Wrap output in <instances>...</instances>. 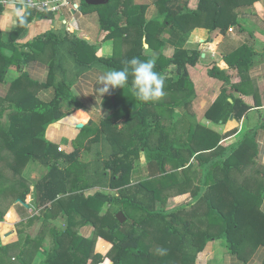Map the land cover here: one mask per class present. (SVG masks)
Here are the masks:
<instances>
[{"label":"trees","instance_id":"obj_1","mask_svg":"<svg viewBox=\"0 0 264 264\" xmlns=\"http://www.w3.org/2000/svg\"><path fill=\"white\" fill-rule=\"evenodd\" d=\"M193 1L159 0L161 10L167 12L163 26L171 27L181 36L172 57L146 55L142 41H137L135 50L128 55L107 57L98 53L96 45L76 34L54 31L19 43L14 37L33 17L32 10L20 18L19 28L12 31L8 40L0 30V82L7 81L10 68L20 71L19 76L8 81L7 94L0 98L2 104L10 103L6 122L0 126V156L6 148L14 155L10 165L12 175L7 176L11 185L0 188V197L9 195L26 202L32 190L22 175V168L29 160L36 159L48 172L35 184L31 207L41 209L43 218L54 211H64L67 218L66 229L57 235V243L44 264H91L89 254L94 239L79 234L77 229L72 230L73 226L89 220L96 223L99 234L113 245L111 254L104 258L106 264H195L198 254L212 240H223L233 253L247 262L256 248L264 244V212L261 210L264 166L257 161L256 141L258 129H264V113L259 112L254 129L225 146L223 139L237 133L239 128L221 133L192 119L186 120L180 131L185 119H175L172 110L167 108L172 105L185 108L196 94L189 66L202 63V52L198 48H185L192 28L201 26L210 32L225 33L231 26H239L244 31L237 8L254 0H198L195 9ZM109 5L110 2L90 5L82 0L81 8L107 11L100 15L99 25L111 34L129 31L136 22L128 18L120 22L122 18L112 17ZM2 8L0 5V11ZM125 20L127 25L123 28ZM140 22L146 28L147 43L159 50L164 45L163 40L155 37L159 23L147 22L143 15ZM250 34L254 35L251 31ZM138 47L140 50H136ZM62 50L80 67L79 72L95 66L109 71L122 69L133 57L151 60L154 70L165 79L163 91L169 100L159 101L156 109L154 101H140L129 75L126 86L115 89L113 96L107 98L111 112L101 124L91 120L81 128L73 152L60 150L47 139L48 126L55 122L70 123L68 116L83 107L74 94L73 81L65 75L57 77L65 62ZM48 51L49 78L39 82L24 68ZM261 58L264 59V47L256 49L247 40L224 55V62L217 61L208 67V76L219 80L221 89L206 109V119L223 125L229 121L238 123L253 109L264 106L261 91L250 90L253 79L249 72ZM50 87L54 95L50 99L41 98L39 91ZM123 119V127H118V121ZM92 135L94 137L85 144V138ZM155 136L157 139L153 142ZM107 140L113 150L110 159L104 162L101 177L109 176L105 170L108 169L109 186L117 192L98 190L85 195V190L92 185L82 176L86 164L80 160L81 152L83 148ZM142 149L148 167L158 173L133 182L132 173ZM168 164L171 169L167 168ZM20 186L24 190L19 191ZM188 192L190 198L178 202V196ZM104 204L113 208L111 214L99 213ZM120 211L127 217L124 223L117 218ZM5 213L0 211V222ZM106 223L111 226L109 229ZM152 227L156 229L157 239L150 234ZM10 228L3 224V233H8ZM63 233L71 237L69 246H65L68 240L63 241ZM10 238L11 235L6 236ZM1 248L6 250L8 246H3L0 240Z\"/></svg>","mask_w":264,"mask_h":264},{"label":"crops","instance_id":"obj_2","mask_svg":"<svg viewBox=\"0 0 264 264\" xmlns=\"http://www.w3.org/2000/svg\"><path fill=\"white\" fill-rule=\"evenodd\" d=\"M108 2H110L108 10L112 11V17L117 16L122 18L120 22H123V19L127 18L136 22L135 25L130 27L129 31H122L123 33L118 31V34H111L109 30L101 29L99 25L100 15L106 14L107 11L102 8H86L84 10L81 9L80 11L67 10L62 14L50 15L35 12L33 13L31 20H29L26 26L21 29L20 33H18L14 39L19 43H27L48 31H54L58 34H67L69 32L75 31L72 34H76L80 38L86 39L91 44L96 45L98 48V53L107 57L113 55L124 56L132 53L135 50L137 41L143 42L142 51L146 55H150L152 57H157L159 54H163L166 57L173 56L177 49V45L180 42L181 36L176 35L171 27L163 26L167 12L161 10L162 7L159 0H109ZM197 2L198 0L193 1L194 9L197 7ZM248 5L250 4H244L240 6V8H237L239 20L241 21L243 25L242 27L245 28L244 31L246 32H249L248 30H254V26L248 23L250 17L256 19V17H258L256 13L258 12V14H261V16L264 17V0L255 2L253 6ZM27 11L28 9L26 7L15 5L13 3L2 8L0 11V30L2 31L6 40L9 39L12 31L19 28V20L25 15ZM260 11L263 13H260ZM127 15H130V17ZM142 15L147 22L156 21L159 23V25L157 24V34L155 37L158 38L157 40H163L164 43V45L159 50L156 49L155 46L152 48L150 44L147 43L146 28L142 25V22H140L142 21ZM64 19L69 20L70 23L74 25L73 27L75 29L72 31L68 30L63 23ZM126 25L127 22L125 20V23L122 24V27L124 28ZM236 27L237 26H231L225 33H223L221 30L210 32L204 27L197 26L192 28L185 43L186 49L198 48L202 52V63L196 66H189V73L192 81L195 84V87L198 88V80H204L206 84L211 83L212 85L216 86L214 98L210 101L208 100L210 104L220 93L221 84L220 82L215 84L206 81L205 74L203 73H207L208 67L213 65L214 62H224V55L231 53L237 47L243 44H241V36L235 30ZM262 30L264 31L263 28ZM136 50H140L139 47ZM62 54L65 62L63 64V71L60 70L61 73L58 71L57 77L63 78L65 75L71 81H73L72 87L74 94L83 104L82 108L73 112L74 119L84 123V126L87 125L91 120L100 125L102 120L111 112L107 105V98L113 96L115 90H113L111 94H105L102 99L96 100L95 95H93L96 87L95 76L99 73L107 72L109 70L102 66H95L88 70L79 72L80 67L74 62L67 51L62 50ZM209 57H212L215 60H211ZM47 59V54L43 55L39 59L26 64L24 70L28 71L29 75L33 79L39 82H45L48 80L50 73V66ZM258 66L260 65L252 68L249 74L253 79V85L255 82L256 84L258 82L259 84L262 83L264 85V65L261 67ZM193 72L195 76L193 75ZM19 75L20 71L16 67H12L7 73V80L10 81ZM204 86L206 85L204 84ZM261 93L263 94L264 98V87L261 90ZM197 94L198 91H196L192 103H190L188 106L194 105ZM39 95L43 99H50L54 95V89L53 87L41 89L39 91ZM199 103L200 101H197V104ZM149 105L151 106L153 104ZM202 106L206 107L204 110L205 113L209 106H206V102ZM169 110L173 109L170 108ZM182 111H184V109H181V114L183 113ZM255 112L258 116L252 117L250 114ZM259 112L264 113V106L260 107L259 110L253 109L238 123L235 121H229L224 125L216 124L211 120L206 119L204 115L202 116V118L204 117L202 120L197 121L221 133H226L232 129L239 128L237 133L223 139L222 144L225 146H230L241 139L245 133L257 126ZM86 120L87 123H85ZM69 121L70 123H52L46 130L47 139L57 144L59 147H63L67 153H71L75 150L77 138L81 133V128L77 127V122H73L70 119ZM93 137L94 136L92 135L85 138V144H87L89 139H92ZM256 141L258 143L257 161L260 165L264 166V129H258ZM95 151L97 154L98 149H95ZM143 155L144 156H142V160L143 162L146 160L145 162L147 163L146 155ZM190 195V192H188L179 196L178 198L180 201L184 199L187 200L190 198ZM18 202L19 201L17 200L16 203H13L9 206V208L5 211V220L0 222L1 244L3 246H8V249L6 250L4 248L0 249V264H10V260H13L14 258L10 250L12 249V246L19 243L21 240L16 224L22 221V216L24 213L21 209V212H19ZM30 206L31 205L29 204V207ZM261 210L264 212V199L261 204ZM8 213L12 214L13 221H8ZM41 220H44V218H41ZM3 224H8L11 227L9 229L10 231H8L6 234L3 233ZM8 235H11L10 239H6V236ZM195 264H264V244L259 245L249 261L245 262L241 260L236 253H233L226 246L223 240H212L208 242L205 249L198 254Z\"/></svg>","mask_w":264,"mask_h":264},{"label":"rangeland","instance_id":"obj_3","mask_svg":"<svg viewBox=\"0 0 264 264\" xmlns=\"http://www.w3.org/2000/svg\"><path fill=\"white\" fill-rule=\"evenodd\" d=\"M259 0H254L250 3V5L253 6L255 2ZM248 5V6H250ZM82 8L79 9V11ZM259 13V12H258ZM256 13L258 17L256 19L250 17L248 23L252 24L254 27V30H248L249 32L243 31L242 29H239L240 27H236V31L242 38V43L248 40V42L253 43L254 47L256 49H262L264 47V17L261 16V14ZM260 13H263L260 11ZM71 26H74L71 23ZM250 31H254V35L252 36L250 34ZM69 32V31H68ZM75 32V31H74ZM69 32V33H74ZM49 55V51L47 53ZM212 59V57H209ZM215 60V59H214ZM218 60V59H217ZM263 61V62H262ZM264 65V59L261 58V62L258 64L261 67ZM103 67V66H102ZM105 68V67H104ZM13 73V72H12ZM203 73V72H202ZM14 74V73H13ZM205 74L206 81L212 82V83H219L220 81L214 78H211ZM194 75V72H193ZM195 76V75H194ZM7 80V76H6ZM199 85L198 88L196 87V91H198L196 100L194 105H190L187 107H181V106H167V108H172V116L176 118H184L185 122L180 124V131H182L184 128H182V124L185 125L186 120H192V122L196 119L202 120V116L204 115L205 106L204 103L206 102V106H209V101L212 100L216 93V86L212 85L211 83L206 84L204 80H198ZM206 86H204V84ZM264 83V82H263ZM221 84V82H220ZM251 87V86H250ZM264 85L261 83L259 84L255 82V84L252 86L251 89L253 90H262ZM8 91V80L6 82H0V98L5 96ZM206 95V96H204ZM206 98V99H205ZM162 100H169L166 92H164L163 96L160 97L158 100L154 101L153 108L156 109L157 103ZM209 100V101H208ZM197 101H200L199 104H197ZM166 106V105H165ZM10 108V103L5 102L4 104L0 101V111L3 110L2 114L0 113V126L4 125L7 119L8 109ZM179 109V110H176ZM181 109H184L181 114ZM74 113H71L68 118L73 122H81L78 120H75L73 117ZM252 117H257V113L250 114ZM180 120V119H179ZM87 123V120L85 121ZM124 125V119L118 121V127H123ZM170 125V124H169ZM157 137L155 136L153 139V142L156 141ZM63 148V147H62ZM85 149V150H84ZM93 151H91V150ZM98 149V152L96 154V151ZM62 150H65L64 148ZM112 146L107 141H104V143H94L90 148H83L80 160L86 164L85 172L82 174V176L86 179V182L88 181L89 185H92V187L87 188L85 195H92L96 191H111L112 193H116L117 189H111L109 186L110 183V171L108 169H105L108 171L109 176H107L105 179L101 177V173L104 170V162L110 159L111 153H112ZM89 151V152H88ZM91 151V152H90ZM140 160L137 162L133 173H132V181L137 182L140 179H146L152 175L153 172L158 173V170H154L149 168L147 163L143 162L142 156L145 154L144 149L141 150ZM13 152L10 149H4L0 156V188H3L5 186L11 185L10 180L7 178V176L10 178L12 175L11 170V162H13ZM83 167V166H82ZM168 169H171V164L167 165ZM48 172V169L38 160L31 159L27 162V164L22 168V175L25 177L27 182L31 185V194L27 196L26 202H28L30 205L33 203L34 194H35V184L38 180H40L42 177H44ZM96 183V184H94ZM19 191L24 190L23 186L18 187ZM179 197V196H178ZM189 197V196H188ZM187 197V198H188ZM18 200V199H17ZM14 196H3L0 197V211H6L9 206L13 203H16L17 201ZM183 201V200H182ZM180 202V200L178 201ZM24 205V204H23ZM21 202H18L19 206V212L20 209L23 211L22 221L17 223V230L20 235V241L19 243L12 246L11 254L13 255V260H10V264H44L46 259L48 258V254L53 251L56 243H57V235L59 233H62L65 231L67 226V218L65 216L64 211H60L55 213V211L50 214L47 218H44V220H41L43 218V214L41 213V209H38L36 207H29L26 208L25 205L23 206ZM35 206V204L33 205ZM32 209V211H31ZM113 212V208L111 209L109 205L107 206L104 204L99 213H102L101 215L111 214ZM98 213V214H99ZM37 216V218H35ZM77 220L80 219L79 216H76ZM5 218V217H4ZM52 218V219H51ZM8 221H13V217L8 213L7 214ZM31 219L33 221H31ZM5 220V219H4ZM106 227L109 229L111 226L106 223ZM128 225L124 227V229H127ZM73 229H77L78 233L81 235H84L87 238L94 239V242L91 244V250L89 254V262L91 264H106L104 258L109 256L112 252L113 245L109 240L104 238L101 234H99V229L96 225V223L93 220H89L87 223L80 225L77 224L72 227ZM90 230V232H89ZM64 235L61 236L63 241L68 240L66 242L65 246H69V244L72 242H69V239L71 240V237H69L66 233H63ZM151 236L154 239L158 238V235L156 234V229L154 227L151 228L150 231Z\"/></svg>","mask_w":264,"mask_h":264},{"label":"clouds","instance_id":"obj_4","mask_svg":"<svg viewBox=\"0 0 264 264\" xmlns=\"http://www.w3.org/2000/svg\"><path fill=\"white\" fill-rule=\"evenodd\" d=\"M122 69L99 73L95 76L96 87L93 95L96 100L105 94H111L115 89H123L132 76V88L136 97L142 102H153L164 94L165 79L157 71L151 60H141L138 57L125 62Z\"/></svg>","mask_w":264,"mask_h":264},{"label":"built area","instance_id":"obj_5","mask_svg":"<svg viewBox=\"0 0 264 264\" xmlns=\"http://www.w3.org/2000/svg\"><path fill=\"white\" fill-rule=\"evenodd\" d=\"M11 3L26 7L36 13L62 14L67 10L79 11L82 0H0V5L3 7ZM63 23L68 30L72 31L75 29L71 26L69 20L64 19ZM59 149L62 150L63 148L60 147Z\"/></svg>","mask_w":264,"mask_h":264},{"label":"water","instance_id":"obj_6","mask_svg":"<svg viewBox=\"0 0 264 264\" xmlns=\"http://www.w3.org/2000/svg\"><path fill=\"white\" fill-rule=\"evenodd\" d=\"M109 0H86V2L90 5H103L106 4ZM77 127L78 128H83L84 127V123L79 122L77 123ZM19 202H21L22 204H24L25 206H29L28 202L22 201L21 199H18ZM117 218L119 219V221L121 223H124L127 219L126 215L124 214L123 211H120L117 213Z\"/></svg>","mask_w":264,"mask_h":264},{"label":"bare ground","instance_id":"obj_7","mask_svg":"<svg viewBox=\"0 0 264 264\" xmlns=\"http://www.w3.org/2000/svg\"><path fill=\"white\" fill-rule=\"evenodd\" d=\"M11 210H13V209H11ZM15 212V211H14ZM11 216H12V214L11 213H9ZM16 217V216H15Z\"/></svg>","mask_w":264,"mask_h":264}]
</instances>
